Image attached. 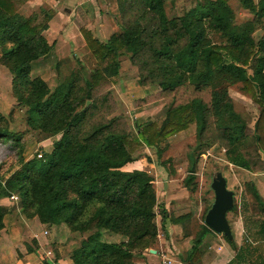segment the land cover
<instances>
[{
    "label": "trees",
    "instance_id": "1",
    "mask_svg": "<svg viewBox=\"0 0 264 264\" xmlns=\"http://www.w3.org/2000/svg\"><path fill=\"white\" fill-rule=\"evenodd\" d=\"M24 1L0 0V64L10 74L14 106H24L29 112L27 125L42 133L41 139L60 137L53 140L43 159L25 161L15 176L0 178V198L15 193L23 216L36 217L45 226L62 223L73 232L90 231L71 250V264H130L134 254L154 242L157 215L162 228L167 213L157 205L153 178L142 169H123L133 162L131 154L138 146L156 147L190 125L194 126L196 140L202 141L212 118L228 163L249 169L260 161L259 152L264 159V0L256 4L242 0L253 17L240 24H234L226 0L198 2L173 19L165 16L164 0H123L114 17L118 31L105 41H99L89 29L79 28L96 64L90 80L85 81L83 96L74 88L72 77L50 91L39 76H31V62L51 49L42 32L53 12L41 8L38 13L22 16L18 9ZM134 9L140 14L134 15ZM143 15H149L153 22ZM259 27L262 33L255 41L251 34ZM209 33L216 34L222 43L210 41ZM179 39H183L182 47L177 45ZM123 53L129 54L128 59L161 90L171 91L184 83L195 90L209 88L208 104L192 98L168 109L160 125L151 122L135 126L133 136L114 131L110 122L81 130L88 116L86 108L92 107L88 104L90 89L117 75L118 57ZM236 82L258 107L251 128L223 87ZM220 88L224 91L219 94ZM4 116L0 113V120ZM10 137L6 129L0 130L1 140ZM13 139L18 146L19 136ZM244 145L251 149L248 153H243ZM20 155L21 151L17 157ZM195 165V160L189 161L182 180L189 192L195 189ZM248 189L264 214L259 194L250 184ZM4 214L5 208L0 206V229ZM187 217L169 216L168 220L175 223ZM261 224L260 236L264 237V222ZM103 232L120 234L123 239L103 240ZM208 232L211 230L202 223L184 264H196L199 245ZM222 237L235 249L232 239ZM247 254L246 247L239 246L226 264H248ZM257 264H264V257Z\"/></svg>",
    "mask_w": 264,
    "mask_h": 264
},
{
    "label": "rangeland",
    "instance_id": "2",
    "mask_svg": "<svg viewBox=\"0 0 264 264\" xmlns=\"http://www.w3.org/2000/svg\"><path fill=\"white\" fill-rule=\"evenodd\" d=\"M127 1L125 0V3ZM203 1L164 0L163 10L166 18L173 19L193 8L196 3ZM241 1L226 0L232 9L234 24H240L253 17V13L245 9ZM251 1L256 4L259 0ZM122 3L123 0H78L59 5V10H62L61 7L63 6L67 8L68 12H72L69 21L73 28L74 26L77 27V31L73 30L74 34L67 36L59 23L57 28H53L49 34H46L45 38L48 43H52V49L45 56L34 60L31 76H37L41 70L42 72H49V76H45V82L50 91L65 79L72 77L75 82L74 88L79 95L83 96L86 90L85 81L90 80V75L96 64L83 41L79 28L89 29L99 41H105L112 32L118 31L114 17L117 12H120L118 5ZM41 8L44 10L51 9L45 3L38 6L33 2H28L18 12L22 16H28L32 13H38ZM133 13L134 15L140 14L136 9ZM128 15L126 18L130 17V14ZM104 17L108 19V21L106 20L109 23L107 27ZM143 19H150V16L143 15ZM152 19H150L151 22H153ZM262 24L264 25V18ZM140 28L137 29L140 30ZM261 33L262 28H256L251 37L256 41ZM74 38L77 41L73 40V42L68 43V39ZM208 38L212 42L222 43L216 34L209 33ZM177 45L182 47L183 39H179ZM128 55L127 53L119 55V67L116 76L107 78L104 82L90 89L88 104H91L92 107L86 108L88 116L80 128L81 130L87 129L95 123L110 122L114 131L125 132L128 136H133L136 133L135 126L151 122L160 125L168 109L186 103L192 98H199L208 104L211 96L209 88L195 90L192 85L184 83L171 91L161 90L138 64H133L128 59ZM247 72L250 73L251 70L247 68ZM141 77L143 82H141ZM223 87L234 101L236 110L251 125L254 106L248 95L241 90V84L236 82ZM0 89V92L3 91L2 84ZM223 91V88H220L217 92L220 94ZM7 103L9 104V102ZM8 104H3L0 101V112L6 111L4 119L0 120V130L4 128L12 135L7 140L0 139V178L2 179L15 176L25 161L32 158L43 159V156L51 149L53 140L60 137V135H55L50 137V141L45 140L44 146L38 145L40 140H43L41 138L44 135L27 125L28 110L21 105V107L14 106L13 101ZM212 121L213 119L209 118L202 141L196 140L194 126L190 125L185 130L159 142L156 147L138 146L131 154L134 159L133 162L125 166V169L141 168L147 171L153 180L157 181L155 184L153 183V186L158 196L166 194V179L169 175L173 177L170 181L173 189L171 193H175L177 199H182L180 205L183 207L185 205V209H188L191 214V220L184 227V232L191 235L192 238L203 223L204 209L213 200V193L209 186L211 177L214 173L221 172L228 181L227 189L233 193V207L226 217L232 240L235 242L234 250L236 252L237 247L245 246L248 252L245 261L248 260V264H257L259 259L264 257V242L258 239L262 235L259 227L264 222V214L252 198L248 189V178L246 179L244 175L239 173L241 172L239 168L232 167L225 160V148L223 142L218 138ZM15 136H19L18 146L13 139ZM247 145H244L243 153H248L251 150ZM19 151H21V155L17 157ZM191 160L196 161L193 182L195 189L189 192L182 186V180L186 176V170ZM3 183L1 181V184ZM180 187L183 188V192L180 191ZM17 198L16 204H13V209H18L19 213L22 214L20 200L18 196ZM157 205L161 207L162 202L158 201ZM156 211L158 212V208ZM178 212L183 213L184 211ZM170 215H174L173 211L170 212ZM58 225H61L62 228L58 231L59 237L57 238L61 240L60 243L66 247V253L70 256L71 250L77 247L90 231L78 233L71 231L65 224ZM45 227L50 232L53 225H46ZM109 234L103 232L102 239L114 240L116 236L122 238L120 234L112 233L111 237L114 238H110ZM27 246L33 250L28 244ZM217 254L216 264H221L227 255L222 251Z\"/></svg>",
    "mask_w": 264,
    "mask_h": 264
},
{
    "label": "crops",
    "instance_id": "3",
    "mask_svg": "<svg viewBox=\"0 0 264 264\" xmlns=\"http://www.w3.org/2000/svg\"><path fill=\"white\" fill-rule=\"evenodd\" d=\"M69 1L78 0H26L19 7V9H21L24 5H27L28 2H33L38 6L43 3L47 4L51 8L53 14L47 22V28L42 32L44 38L46 34H49L53 28H57L56 26L59 23V25L63 27L62 30H65V34L67 36H72L74 34L73 30L77 31V27L74 26L73 28L71 26V22L69 21L71 19L72 12H68L67 8L63 6L61 7L62 10H59L58 7L64 3H69ZM104 20L105 26H109V23L106 22V20L108 21L107 17H104ZM73 40L77 41L75 38L68 39L67 41L70 43L73 42ZM50 45L52 49V43ZM33 62L35 61L31 62V72L34 68ZM37 76L46 81L45 76H49V72L46 73L42 72L41 70ZM1 84L3 86V91L0 92V101L3 104H8L7 102L11 104L13 101V104L15 105V100L10 92V74L8 73L7 69L0 64V86ZM252 105L254 106L253 117L249 128H251L253 121L258 114L257 104L252 103ZM5 112L6 111L0 113L4 115ZM45 140L50 141V137L40 140L38 145L44 146L43 143ZM259 160L260 161L258 164L250 166L249 169L239 168L241 170L239 173L244 175L246 179L248 178V184L255 188L264 205V159L262 158L260 152ZM231 166L235 167L233 165ZM123 169H125V167ZM172 178L173 177L169 175L166 179L167 189L165 195L158 196L157 192L155 191L156 202H162V206L159 208H163L166 211L167 218L164 219L162 224L163 226L161 228L160 226L162 220L159 215L156 216L155 222L157 224V235L154 242L149 247L134 254L130 264H184L183 259L188 253L189 247L191 245L190 241L193 239L191 235H188L186 232H184V227L191 220V214L188 212V209H185V205L184 207L180 205L182 199H177L175 193H171L173 190L170 182L172 181ZM224 178L225 184L227 185L228 181L226 177ZM156 182L157 181L153 180L154 184ZM182 190L183 188L180 187L181 192L184 191ZM13 204L15 203L9 200L8 196L0 198V206L5 208V214L2 219L3 226L0 229V264H36L39 254L44 249V247L52 248L55 257L59 260V264H71L69 255L66 253V247L61 244V240L57 238L59 237L58 231L62 228L61 225H53V227L50 229V232H48L45 225L39 223L36 217L26 218L19 213L18 209H13ZM171 211L174 213L173 216L170 215ZM178 211L184 212L179 213ZM185 214H188V217L182 221L173 223L168 220L169 216L177 217ZM45 229L47 230L48 235L44 236L42 231ZM109 236L110 238H114L111 237V234H109ZM263 238L264 237H258L259 241L264 242ZM122 239L123 237L121 238L116 236L114 240L107 241L116 242ZM27 244L33 248V250L29 249ZM233 250L234 249L223 239L221 234L215 233L213 231L208 232L203 237L202 242L199 245L200 255L196 264H216L218 257L217 253L221 251L227 255V258L222 261L221 264H226L235 255V250L234 253Z\"/></svg>",
    "mask_w": 264,
    "mask_h": 264
},
{
    "label": "water",
    "instance_id": "4",
    "mask_svg": "<svg viewBox=\"0 0 264 264\" xmlns=\"http://www.w3.org/2000/svg\"><path fill=\"white\" fill-rule=\"evenodd\" d=\"M209 186L213 193V200L204 214L203 223L211 231L231 240L232 235L226 213L233 207V193L226 188L225 178L219 171L211 177Z\"/></svg>",
    "mask_w": 264,
    "mask_h": 264
},
{
    "label": "built area",
    "instance_id": "5",
    "mask_svg": "<svg viewBox=\"0 0 264 264\" xmlns=\"http://www.w3.org/2000/svg\"><path fill=\"white\" fill-rule=\"evenodd\" d=\"M9 200L16 204L18 198L15 194H10L8 196ZM42 234L47 235V231L43 230ZM164 263V262H162ZM36 264H59V260L55 257V254L51 248H45L39 254V258L36 261Z\"/></svg>",
    "mask_w": 264,
    "mask_h": 264
}]
</instances>
